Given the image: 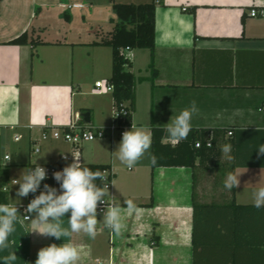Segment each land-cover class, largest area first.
Returning <instances> with one entry per match:
<instances>
[{
    "label": "crops",
    "instance_id": "obj_1",
    "mask_svg": "<svg viewBox=\"0 0 264 264\" xmlns=\"http://www.w3.org/2000/svg\"><path fill=\"white\" fill-rule=\"evenodd\" d=\"M122 1L0 0V182L9 185L0 203L17 199L10 183L26 167L69 164L74 155L82 165L111 169L105 199L122 209L119 233L98 222L94 238L81 232L61 240L28 234L18 211L0 264H35L41 248L63 242L80 249L79 264H264V208H247L248 192L260 186L253 184L264 182V156L255 150L264 144V16L250 15L264 10V0H157L154 60L148 49L130 53L131 123L165 130L195 101L192 130L208 131L213 144L205 164L153 170L145 156L128 168L113 154L121 139L87 142L79 152L43 139L54 127L84 122L85 113L93 127L112 124L113 95L97 94L95 86L112 75V49L93 43L113 31V3ZM26 32L43 43L8 44ZM225 144L234 159L222 152ZM233 170L246 171L234 195L240 208L228 207L233 194L223 186ZM19 199L17 207L28 205V197ZM128 200L136 210H127Z\"/></svg>",
    "mask_w": 264,
    "mask_h": 264
},
{
    "label": "clouds",
    "instance_id": "obj_2",
    "mask_svg": "<svg viewBox=\"0 0 264 264\" xmlns=\"http://www.w3.org/2000/svg\"><path fill=\"white\" fill-rule=\"evenodd\" d=\"M198 111L196 102L192 101L178 115H173L170 122L163 125L167 139L174 144L185 140L193 127L192 118ZM151 143V127L132 123L131 129L122 133V139L113 154L122 165L128 168L136 166L145 156L150 165L155 166L157 158L149 152ZM255 150L258 157L264 156V144H258ZM232 151L231 144H225L222 147V152L228 155L229 159H234L231 155ZM72 158V163L52 174V178L59 185L58 188L43 183L49 178L47 168L36 162L33 167H26L19 179L11 181L12 185L19 187L15 193L17 199L9 198V202L0 203V249L6 247L10 234L15 230L14 222L20 215L17 207L20 204L19 198L28 197L30 194L34 198L27 205L26 212L34 216L23 215L29 229L28 234L35 233L61 240L62 237H68L71 233L82 232L94 238L98 222L103 223L113 232H120L122 209L119 204L113 203L105 207L102 220L97 219L98 205L105 206V198L110 196L109 184L103 183L105 177L100 171H92L89 167L82 166L78 157L72 155ZM240 167L243 166L238 165L237 169ZM246 171L228 172L224 179V188L228 191L237 189L240 186V177ZM98 180L102 183L98 184ZM42 184L43 187H41ZM253 185L260 186L252 187L248 196L252 206L259 210L264 208V182L259 180ZM37 192H39L38 195H36ZM124 205L129 212L136 210L131 200L125 201ZM66 215L68 228L62 227V220ZM9 259L15 260V253ZM80 260V249L72 242H63L60 245L53 243L41 248L37 253L35 264H79Z\"/></svg>",
    "mask_w": 264,
    "mask_h": 264
},
{
    "label": "trees",
    "instance_id": "obj_3",
    "mask_svg": "<svg viewBox=\"0 0 264 264\" xmlns=\"http://www.w3.org/2000/svg\"><path fill=\"white\" fill-rule=\"evenodd\" d=\"M112 8L117 19L113 31L103 35L100 41L93 44L112 49V75L108 82L113 86L112 95L114 98V107L121 111L128 104L132 110L136 79L131 71L132 62L122 55L121 50H125L126 48L131 50L148 49L152 53V60H154L156 49L157 0H152L144 4L113 3ZM42 43L39 39L34 38L32 32H26L8 44L38 45ZM152 62L154 63V61ZM153 63L152 66L154 65ZM131 121L132 114L130 116H124L120 120V123L130 124ZM80 124L87 126L84 122H80ZM208 137V131L191 130L185 140L179 142L175 147H172L169 144L163 143L167 139L166 131L164 129L154 128L152 131V155L156 156L157 163L155 166H152L153 170L160 167H187L194 169L198 161L200 165L205 164L208 158L213 157V144L211 143V147H207ZM197 143L201 144L200 148L196 147ZM76 152H79V150ZM53 165L58 168L67 166L60 163ZM82 166L89 167L92 171H100L102 174L105 171H109V178L114 179V174L108 166ZM97 183L101 184L102 182L98 180ZM232 194L233 201L228 207L240 208L235 203V189L232 190ZM33 198L34 196L30 194L29 202ZM194 208L196 211L199 206L194 204Z\"/></svg>",
    "mask_w": 264,
    "mask_h": 264
},
{
    "label": "built area",
    "instance_id": "obj_4",
    "mask_svg": "<svg viewBox=\"0 0 264 264\" xmlns=\"http://www.w3.org/2000/svg\"><path fill=\"white\" fill-rule=\"evenodd\" d=\"M250 15L252 17H259V16H264V10H257V9H252ZM131 49L126 48L125 50H121L122 55H124L127 59L131 61ZM96 88H97V94H107V93H112L113 92V86L107 82H97L96 83ZM132 114L131 108L127 105L119 111L117 108L114 107L113 115H112V124L107 127V128H98V127H93L89 124H86L87 126H83L80 124L78 121L71 122L69 125L63 126V127H54L52 128L49 132H45L43 134V139L47 138H52L55 140H61L66 143H69L70 145L73 146L75 151H78L81 146L84 143L87 142H92L95 140H103V139H122V133L126 130H130L132 123L130 124H121L120 120L124 116H130ZM231 134V133H230ZM174 144V143H173ZM211 143H207V147H211ZM197 148L201 147L200 143L196 144ZM39 148H35V153H39ZM5 159L8 161L10 160L9 156H6ZM64 160H66L64 158ZM70 164V163H69ZM68 165V164H65ZM44 166L47 168V174H48V179L44 181L43 183H47L53 187H59V185L56 183V181L52 178V174L56 171H61L63 168H58L57 166L54 165H40ZM103 176L105 177L104 183L109 184V190L112 187V182L113 180L109 178L110 172L105 171L103 173ZM12 185V183H10ZM15 187H19L18 185H12ZM43 187V184L42 186ZM0 190L4 192L9 191V185H3L0 182ZM39 194V192H37ZM29 199V196H28ZM29 204V201H28ZM113 203L105 199V206L104 205H98L97 210L99 213H104L105 207L112 205ZM27 206L25 207H18V211H23L25 215L32 216V214H29L26 212Z\"/></svg>",
    "mask_w": 264,
    "mask_h": 264
},
{
    "label": "rangeland",
    "instance_id": "obj_5",
    "mask_svg": "<svg viewBox=\"0 0 264 264\" xmlns=\"http://www.w3.org/2000/svg\"><path fill=\"white\" fill-rule=\"evenodd\" d=\"M95 2L97 1V2H99V3H103V2H105V0H94ZM120 2V1H119ZM122 2H125V3H127V4H129V3H134V4H136L135 3V1L134 0H123ZM112 16L114 17V18H116L115 16H114V14L112 13ZM109 18H111V16H109ZM116 20V22H117V19H115Z\"/></svg>",
    "mask_w": 264,
    "mask_h": 264
},
{
    "label": "water",
    "instance_id": "obj_6",
    "mask_svg": "<svg viewBox=\"0 0 264 264\" xmlns=\"http://www.w3.org/2000/svg\"><path fill=\"white\" fill-rule=\"evenodd\" d=\"M82 118H83V120H84V122H85L86 124H90L91 120H90V114H89V113H85V114H83V115H82Z\"/></svg>",
    "mask_w": 264,
    "mask_h": 264
}]
</instances>
